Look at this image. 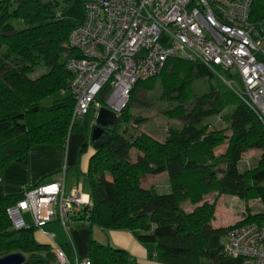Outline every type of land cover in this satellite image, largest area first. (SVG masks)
Instances as JSON below:
<instances>
[{
    "label": "trees",
    "instance_id": "1",
    "mask_svg": "<svg viewBox=\"0 0 264 264\" xmlns=\"http://www.w3.org/2000/svg\"><path fill=\"white\" fill-rule=\"evenodd\" d=\"M85 1L0 0V46L6 47L0 55V256L19 251L25 255L23 264H51L54 254L49 244L34 238L32 225L12 227L7 208L22 194L3 193L1 171L12 162L25 164L38 144L64 143L75 130L78 119L71 122L75 101L65 62L77 54L68 38L84 21ZM15 20L22 26L16 27ZM249 21L264 32V0H251ZM207 75L212 76L198 62L169 58L156 75L134 84L116 124L95 145L86 140L80 148L83 152L91 145L86 171L90 204L71 216L72 221L129 230L140 242L155 244L160 264H240V258L220 253L219 236L227 228L263 218L264 123L232 90H210L185 109L184 91L195 77ZM157 81L164 98L177 100L166 112L184 119L182 125L168 126L161 140L145 133L126 135L118 127L131 117L136 90H151ZM45 98L51 99L47 105L42 104ZM204 100L210 107L205 110ZM224 106L232 107L228 125L209 127L204 116ZM82 119L85 125L79 131L90 133V113ZM225 140V153L215 157L213 149ZM249 149L262 150L258 163L241 170L238 163ZM159 174L167 176V192L142 186L145 176ZM210 192L258 199L262 210L235 224L212 227L216 205L204 199ZM185 200L193 205L190 210L181 207ZM62 247L72 257L70 246ZM88 257L91 264H137L124 249L94 239Z\"/></svg>",
    "mask_w": 264,
    "mask_h": 264
},
{
    "label": "built area",
    "instance_id": "2",
    "mask_svg": "<svg viewBox=\"0 0 264 264\" xmlns=\"http://www.w3.org/2000/svg\"><path fill=\"white\" fill-rule=\"evenodd\" d=\"M251 0H86L81 25L69 34L77 54L67 58L71 122L101 107L117 116L134 84L156 75L169 58L202 64L229 77L227 85L264 123V32L249 21ZM237 78H234V74ZM90 196L79 187L64 193V174L25 189L7 208L13 228L32 226L51 240L54 264H91L72 249L70 257L44 226L56 218L67 233ZM220 253L240 264H264V215L260 221L227 228L219 236Z\"/></svg>",
    "mask_w": 264,
    "mask_h": 264
},
{
    "label": "rangeland",
    "instance_id": "3",
    "mask_svg": "<svg viewBox=\"0 0 264 264\" xmlns=\"http://www.w3.org/2000/svg\"><path fill=\"white\" fill-rule=\"evenodd\" d=\"M62 3L63 0H60ZM16 27L22 26V22L19 20L13 21ZM6 51V47L4 45L0 46V55L4 54ZM221 76H211L208 75L205 77H195L188 88L184 91V101L182 102V106L186 109L192 108L194 104H196V98L201 101V96L209 92L210 90H214L215 93L225 94L227 91L231 90L227 85L226 80H229V77L226 75L224 71H220ZM234 78H237V74H234ZM51 101L50 98H45L42 100L43 105L49 104ZM208 102L204 100L202 102V109L210 108L208 106ZM177 104V100L172 98H164L162 95V87L157 81L154 85V88L151 90H145L138 88L135 93L134 100L129 105V113L130 119L120 121L118 129L120 131L125 130V134L129 136L136 137L139 134L145 133L149 135L151 138L161 140L165 136L166 129L168 126H181L183 123L182 118L171 116L170 113L166 112L168 109H171ZM232 107L224 106L219 112H216L211 115L204 116V120H208L209 127H219L225 128L227 124L226 116L231 111ZM85 121L83 119L76 120V129L79 126H84ZM85 132V131H82ZM87 140H90L91 131L87 133ZM86 137V136H85ZM91 144V143H90ZM226 140L217 145L213 149L214 156L223 155L226 151ZM90 148V146H89ZM136 151H133L135 154ZM262 150L260 149H249L246 150L238 163L239 169L246 170L249 168H253L257 165L259 157L261 155ZM82 186L79 190L82 193L90 194V185L87 179L80 178ZM69 183V181L67 182ZM69 185V184H68ZM73 184V186H75ZM81 185V184H80ZM142 186L155 187L156 191L159 193H164L169 190V184L167 176L164 174L153 175V176H145L142 180ZM76 187V186H75ZM68 188V187H67ZM204 199L209 203L215 202V212L213 220L211 221V225L213 226H228L231 224L237 223V221H241V219L246 216L248 213H254L262 210V204L258 199L245 200L243 198L230 195V194H218L216 192H210ZM181 207L185 210H190L193 205L189 202V200H185L181 203ZM23 217L28 225L31 224V219L29 221V217L26 213L23 214ZM10 219V218H9ZM11 221V220H10ZM239 221V222H240ZM12 225V224H11ZM94 230L100 229L99 226L94 225ZM55 239V238H54ZM106 242V240H103ZM56 242V239H55ZM51 247L52 245L49 244ZM52 251V250H51ZM54 254V253H53ZM25 256V255H24ZM55 257V256H54ZM55 258L51 264H54Z\"/></svg>",
    "mask_w": 264,
    "mask_h": 264
},
{
    "label": "crops",
    "instance_id": "4",
    "mask_svg": "<svg viewBox=\"0 0 264 264\" xmlns=\"http://www.w3.org/2000/svg\"><path fill=\"white\" fill-rule=\"evenodd\" d=\"M97 112L96 114L90 112L91 127ZM87 135L86 132L71 130L64 143L38 144L32 147L28 152L25 164L17 162L7 164L1 171L3 193L5 195H19L29 187L58 180L62 174H64L65 194H69L76 187L81 188L80 178H83L84 181L87 179L86 171L90 148L83 152H80V148L88 139ZM89 146L91 145L89 144ZM68 181L69 183H67ZM75 183L76 187L73 186ZM26 214L30 221V215ZM31 224H33L32 220ZM93 227L94 225H87L84 221H72L66 233L60 222L56 218H52L44 226V230L52 233L53 240L56 239L57 244L66 248L69 247V237L79 257L88 256L89 242L94 239L97 242L110 243L124 249L137 264H160L155 257V244L140 242L131 231L126 229H104L100 227V229L94 230ZM33 235L37 241L51 244V240L43 230L36 228Z\"/></svg>",
    "mask_w": 264,
    "mask_h": 264
},
{
    "label": "water",
    "instance_id": "5",
    "mask_svg": "<svg viewBox=\"0 0 264 264\" xmlns=\"http://www.w3.org/2000/svg\"><path fill=\"white\" fill-rule=\"evenodd\" d=\"M117 115L106 107H101L91 128L90 143L95 145L106 134L107 129L117 122ZM25 256L19 251L0 256V264H23Z\"/></svg>",
    "mask_w": 264,
    "mask_h": 264
}]
</instances>
